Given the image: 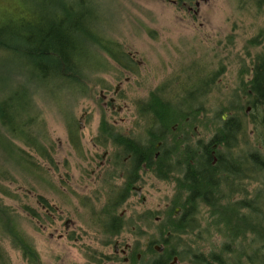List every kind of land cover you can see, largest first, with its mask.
I'll return each instance as SVG.
<instances>
[{"label":"rangeland","instance_id":"obj_1","mask_svg":"<svg viewBox=\"0 0 264 264\" xmlns=\"http://www.w3.org/2000/svg\"><path fill=\"white\" fill-rule=\"evenodd\" d=\"M92 1L99 5L100 25L107 38L119 46L115 51L133 57L131 72L127 74L116 69V63L98 50L107 62L100 69L108 71L109 76H101L98 72L90 74L87 89L81 97H69L63 91L54 94L55 98L40 91L33 93L40 118L31 126L30 132L32 135L40 130V123H44L45 145L52 147L49 152L53 164L28 150L22 142L13 141V145L31 154L33 161L46 171L44 179L16 165L18 156L3 148L7 146L0 131V169L8 173L6 180L0 177V187L5 192L0 193V205L9 210L18 230L36 252V264H122L121 257H112L116 239L121 246L131 244L146 259L158 256L156 251L151 256L145 246L148 242H155L152 247L161 245V226L170 219L165 205L176 201V186L172 180L163 181L153 175L144 189V204L131 197L115 209L117 216L122 214L125 224V229L116 238L108 239L100 224L107 201H115L118 196L114 188H120L119 180L107 182V185L95 184L91 177L96 164L91 140L99 119L102 120L101 115L108 112L102 107L100 90L110 87L111 94L117 82L123 83L124 95L117 102L123 112L113 119L124 118L129 125L135 122L134 136L144 140L146 119L144 116L135 118L140 114V107L151 95L165 96L171 106L182 104L188 91L192 90L184 94L180 85L199 84L195 76L198 72L187 75L184 72L206 69L210 65V70L216 73V87L211 90L210 99L201 87L196 93L199 97L196 107L206 119L209 117L205 113H215L219 123L220 116L232 111L243 92L241 83L247 81V75L240 78L239 72L247 69L249 60L262 49L249 45V41L264 28V4L257 6L254 0H0V26L20 27L24 21L37 19L45 8L59 2ZM6 76L7 83L0 84V94L9 95L22 80L13 71L6 72ZM126 77L129 83L124 84ZM231 94L232 101L229 102L226 97ZM205 95L206 99L203 98ZM63 112H67L68 117ZM83 114L86 116L80 125ZM72 125L80 138L81 150L78 152H73L69 146L68 134ZM37 202L55 218L41 210ZM146 215L148 219L144 218ZM138 216L142 217L141 221H137ZM66 220L71 222L67 236ZM136 232L142 235L138 236ZM190 239L198 241L194 235ZM255 240V235L247 233L237 239L246 247L235 246L233 249H248ZM227 241L226 235L209 230L203 244L183 247L177 239L176 253L185 260L191 258V252L208 257L211 250L221 251L222 244ZM0 247L5 256L4 264H31L3 231L0 232Z\"/></svg>","mask_w":264,"mask_h":264},{"label":"flooded vegetation","instance_id":"obj_2","mask_svg":"<svg viewBox=\"0 0 264 264\" xmlns=\"http://www.w3.org/2000/svg\"><path fill=\"white\" fill-rule=\"evenodd\" d=\"M259 46L262 49L257 52L258 67L264 69V40ZM132 58L124 55L120 64H115L116 69L129 74L132 69L130 63ZM255 61V57L249 60L248 68L243 70L241 77L247 75V81L241 83L243 86L241 100L246 105L243 112L228 111L220 116L219 123L215 113H205L209 118H204V113L199 112L196 107L199 99L196 93L202 87L210 99L211 90L216 87V73L210 70V65L207 66L208 69L204 66L206 69L187 70L184 72L186 75L198 72L195 76L199 84L180 85L183 93H187L189 89L192 91H188L181 107L174 109L173 116L176 121L169 129H162L159 119L152 113L151 106L149 113L139 112L140 114L135 115V118L141 119L144 116L146 119L144 140L134 136L132 127L137 125L135 122L129 125L124 118L113 119L123 112V107L117 105L124 95L123 83L117 82L111 94L110 87L99 92L102 107L108 112L101 115L102 120L99 119L94 139L91 140V148L96 152L95 168L91 170L93 183L107 185V182L119 180L120 188L118 190L114 188L117 197L124 201L134 197L144 204L146 201L144 189L153 175L163 181L172 180L176 186L177 207L172 208V204H166L165 211L172 212L173 217L180 221L183 231L178 235V243L183 247H190L196 243L203 244L209 230L226 235L229 240L225 245L222 244L221 251L211 250L208 257L191 252V258L185 260L184 257L173 256L168 264H182L184 261L187 264L262 263V251L256 257L250 258L248 249H233L235 246L246 247L237 241L242 235L251 233L257 239L264 225V95L257 93L256 98L248 87L254 76ZM98 73L101 76H109L106 70H100ZM127 83L128 77L124 81V84ZM206 95L203 98L206 99ZM153 99L161 103H170L169 99L160 95H151L147 103ZM226 100L231 102L232 94L227 96ZM191 108L193 110H184ZM255 108L256 112H253ZM85 116L86 114L81 116L80 125ZM226 123L230 124L228 129L223 128ZM68 141L73 152L81 150L77 130H72L68 134ZM132 146L141 149L152 148V153L143 161L136 162ZM208 168L212 175L208 182L209 188L197 191L192 177L196 180L198 177L201 178ZM37 205L51 218H55L40 202H37ZM118 217L121 218L122 214ZM66 222H69L67 227ZM70 226L71 222L66 220L64 223L66 236L69 235ZM113 228L115 227L110 226V230L115 232L117 227ZM239 228L245 229L239 232ZM121 233L122 231L112 238ZM191 235L198 241L191 240ZM150 243L148 242L145 247L148 248ZM160 244L153 247L158 255H162L167 247L161 241ZM156 248H160L161 251L158 252ZM112 254L113 258L121 257L122 264H139L141 260V255L135 251L134 246L131 244L121 246L117 239L113 242ZM145 261L148 259L145 258Z\"/></svg>","mask_w":264,"mask_h":264},{"label":"trees","instance_id":"obj_3","mask_svg":"<svg viewBox=\"0 0 264 264\" xmlns=\"http://www.w3.org/2000/svg\"><path fill=\"white\" fill-rule=\"evenodd\" d=\"M254 1L257 6L264 4V0ZM97 6L99 5L93 1L67 4L59 2L55 6L51 5V8H45L43 13L38 14L39 17L36 13L38 20L24 21L20 27L0 26V84L7 83L6 72L10 73V71H13L22 80L15 85L9 95H6L5 92L0 94V101H2L0 131L3 132V140L7 146L3 148L18 156L16 165L41 179H44L46 171L33 161L30 153L13 145V141L22 142L28 150L53 164L49 152L52 147L45 145L44 123H40V130L34 131L32 135L30 132L31 126L40 118V113L33 101V93L40 91L47 97L55 98L57 96H53L54 94L63 91L69 97H81L83 91L87 89L88 76L100 71V68L107 63L98 54V50L105 52L106 56L116 64H120V60L124 57L122 53L113 52L115 49H119V46L107 38L106 31L101 28V18H99ZM13 11H16V6ZM263 38L264 31H261L249 41V45L257 47ZM257 59L256 55L254 76L248 83L249 90L254 93L256 98L257 93L261 96L264 95V69L258 67ZM243 73V70L239 72L240 78ZM65 95L64 97L70 100ZM150 106L153 107L152 113L159 119L162 129L166 130L176 121L173 111L177 107H181V104L171 107L169 103H161L157 99H153L150 103H144L139 112L149 113ZM245 106L240 97L238 104H235L231 109L233 113H239L244 111ZM253 112H256V108ZM63 113L65 116L68 115L67 112ZM229 126L230 124L226 123L223 128L228 129ZM69 128H71L70 132L75 129L74 125ZM132 153L137 159L136 162H140L152 153V148L141 149L132 146ZM208 171H210L209 168L197 180L192 177L197 191L209 188L208 182L212 175ZM7 174L6 171L0 169V177L2 176L4 180L7 179ZM0 193L5 194L1 187ZM123 202L124 199L117 197L115 201H107L103 209V221L100 224L108 239L118 235L125 227L123 219L115 213V209ZM174 207H177V201L172 202V208ZM33 216H35L34 213ZM167 216L170 218L169 222L163 224L159 232L161 243L163 242L167 246L165 252L156 258H149L148 261H145V256H141L139 264H168L173 256L180 258V255L176 253L175 243L183 229L180 226V221L173 217L172 212L167 213ZM144 218L148 219L147 215ZM141 219V216L137 217V221H141ZM110 226L115 227L113 229L117 227L115 232L110 230ZM243 229L245 228H239L238 231L242 232ZM2 231L9 237L14 248L20 250L28 263L36 264L38 259L36 252L26 237L18 230L9 210L0 205V232ZM136 235L141 236L142 234L136 232ZM263 237L264 225L261 235L248 248L250 258L256 257L262 251L261 264H264ZM154 243L151 242L148 245V253L151 256L155 254L152 247ZM4 260L5 256L0 247V264H4Z\"/></svg>","mask_w":264,"mask_h":264},{"label":"water","instance_id":"obj_4","mask_svg":"<svg viewBox=\"0 0 264 264\" xmlns=\"http://www.w3.org/2000/svg\"><path fill=\"white\" fill-rule=\"evenodd\" d=\"M69 222H66V227H67V224H68ZM156 250L159 252V251H161V249L160 248H156ZM177 260L175 259L174 260V262H176Z\"/></svg>","mask_w":264,"mask_h":264}]
</instances>
